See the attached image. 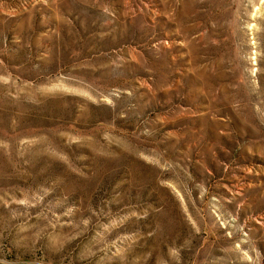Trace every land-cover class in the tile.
<instances>
[{"label":"rangeland","instance_id":"374dc122","mask_svg":"<svg viewBox=\"0 0 264 264\" xmlns=\"http://www.w3.org/2000/svg\"><path fill=\"white\" fill-rule=\"evenodd\" d=\"M0 264H264V0H0Z\"/></svg>","mask_w":264,"mask_h":264}]
</instances>
